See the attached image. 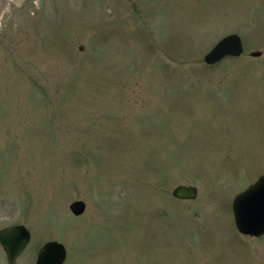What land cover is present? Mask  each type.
<instances>
[{"label": "rangeland", "instance_id": "rangeland-1", "mask_svg": "<svg viewBox=\"0 0 264 264\" xmlns=\"http://www.w3.org/2000/svg\"><path fill=\"white\" fill-rule=\"evenodd\" d=\"M228 33L241 55L203 63ZM263 172L264 0H0V228L30 234L16 264L49 240L61 264H264V233H238L230 207Z\"/></svg>", "mask_w": 264, "mask_h": 264}, {"label": "water", "instance_id": "water-1", "mask_svg": "<svg viewBox=\"0 0 264 264\" xmlns=\"http://www.w3.org/2000/svg\"><path fill=\"white\" fill-rule=\"evenodd\" d=\"M80 45L78 49H81ZM243 52L242 42L236 33L220 37L202 56L203 63L212 65L225 57H236ZM259 50L248 53L257 57ZM170 194L180 200L194 199L197 189L193 185L177 184ZM84 202L76 199L68 204L73 215L84 210ZM235 229L238 233L257 237L264 233V172L245 188L237 191L230 203ZM29 231L22 224H12L0 228V247L6 264H16L15 259L29 240ZM65 257L63 245L56 240L45 241L37 250L33 264H61ZM258 264H262L259 262Z\"/></svg>", "mask_w": 264, "mask_h": 264}]
</instances>
